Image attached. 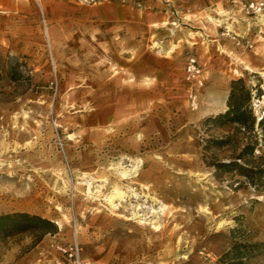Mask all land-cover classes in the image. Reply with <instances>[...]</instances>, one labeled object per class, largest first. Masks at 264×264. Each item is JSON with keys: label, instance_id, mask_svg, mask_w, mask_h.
Segmentation results:
<instances>
[{"label": "rangeland", "instance_id": "374dc122", "mask_svg": "<svg viewBox=\"0 0 264 264\" xmlns=\"http://www.w3.org/2000/svg\"><path fill=\"white\" fill-rule=\"evenodd\" d=\"M237 79L258 119L264 0H0V214L57 227L0 264H264V128L205 122Z\"/></svg>", "mask_w": 264, "mask_h": 264}, {"label": "trees", "instance_id": "16d2710c", "mask_svg": "<svg viewBox=\"0 0 264 264\" xmlns=\"http://www.w3.org/2000/svg\"><path fill=\"white\" fill-rule=\"evenodd\" d=\"M250 98L251 91L245 86L243 80H232L227 99L228 109L223 113L207 117L205 122L215 126L233 125L236 128L242 127L247 129H252L258 123L259 127L264 128V115L257 119L250 106ZM248 171H245V175L253 183L257 177L264 178V168L251 172ZM258 185L264 186V179ZM0 231L6 237L27 233L33 237L34 243H37L45 234L56 232L57 227L52 221L40 215L17 211L0 214ZM237 247L234 245L229 251L225 252L221 259H219V264H251L248 261L242 260L248 254L241 252ZM230 255L232 257H229Z\"/></svg>", "mask_w": 264, "mask_h": 264}, {"label": "built area", "instance_id": "2783aa9c", "mask_svg": "<svg viewBox=\"0 0 264 264\" xmlns=\"http://www.w3.org/2000/svg\"><path fill=\"white\" fill-rule=\"evenodd\" d=\"M188 72L191 76L195 77L198 73L194 59H191L187 65ZM191 104L196 105L195 97H191ZM63 259H57L54 264H91L89 261L84 260L80 256V247L77 243H69L58 247Z\"/></svg>", "mask_w": 264, "mask_h": 264}, {"label": "bare ground", "instance_id": "6f19581e", "mask_svg": "<svg viewBox=\"0 0 264 264\" xmlns=\"http://www.w3.org/2000/svg\"><path fill=\"white\" fill-rule=\"evenodd\" d=\"M125 172V171H124ZM127 172V171H126ZM127 174V173H126ZM128 177V176H127ZM117 187V186H116ZM129 189V188H128ZM115 190V189H114ZM111 193V192H110ZM114 194H112L111 196H110V198L108 199V202L110 203V204H112V202H113V199L114 198H119V199H123V197L126 195L125 193H124V190H123V192L122 191H120L119 189H117V190H115V192H113ZM96 195V194H95ZM133 195V194H132ZM131 195V196H132ZM98 196V195H97ZM130 196V195H129ZM135 196V195H134ZM151 199H152V197H151ZM106 200V199H105ZM139 205V204H138ZM113 207V206H112ZM138 210V209H137ZM135 213H136V211H135ZM136 216V215H135ZM137 216H138V213H137ZM143 216V215H142ZM138 218V217H137ZM143 220V219H142ZM57 225L58 226H60V224L57 222Z\"/></svg>", "mask_w": 264, "mask_h": 264}]
</instances>
